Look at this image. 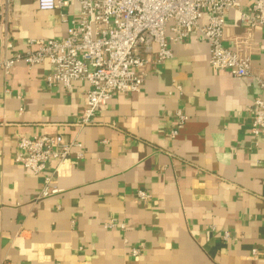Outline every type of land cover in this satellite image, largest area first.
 Segmentation results:
<instances>
[{
	"label": "crops",
	"instance_id": "crops-1",
	"mask_svg": "<svg viewBox=\"0 0 264 264\" xmlns=\"http://www.w3.org/2000/svg\"><path fill=\"white\" fill-rule=\"evenodd\" d=\"M77 12L75 2L44 12L0 0V60L62 40ZM240 13L249 0L225 14L223 45L249 57L251 76L212 70L194 35L83 128L85 81L49 89L47 63L0 69V264H264V132L250 134V107L264 99V28L246 31ZM43 135L80 148L33 176L14 161L16 145ZM46 177L57 193L42 197ZM111 219L125 228L106 229Z\"/></svg>",
	"mask_w": 264,
	"mask_h": 264
},
{
	"label": "built area",
	"instance_id": "built-area-1",
	"mask_svg": "<svg viewBox=\"0 0 264 264\" xmlns=\"http://www.w3.org/2000/svg\"><path fill=\"white\" fill-rule=\"evenodd\" d=\"M14 0H3L9 7ZM39 11L68 7L72 2L78 12L67 27L62 40L36 39L21 54L4 56L0 69L8 75L10 69L22 62L32 68L47 63L50 72L46 87L61 85L69 90L75 81H85L83 109L76 125L92 124L98 108L113 96L138 93L148 77V67L161 66L172 57L170 44L180 43L199 35L209 46L208 64L212 70H226L237 78L251 76L250 59L223 45L224 17L229 11H239L241 0H31ZM250 13H240V23L246 31L264 28V0H249ZM204 21L201 23V21ZM11 44L3 43L9 50ZM264 90V80L256 78ZM250 134L257 138L264 132V99L256 98L251 107ZM178 129L185 117L177 112ZM176 130L171 132L174 137ZM76 142H66L61 135L21 137L17 141L14 161L33 176L42 174L47 163L58 165L66 161ZM81 157V152L76 153ZM57 193L44 180L41 196ZM137 197L148 199L144 192ZM106 229L123 230L122 222L111 219ZM227 235L223 237L226 239ZM139 250L131 249V255Z\"/></svg>",
	"mask_w": 264,
	"mask_h": 264
}]
</instances>
